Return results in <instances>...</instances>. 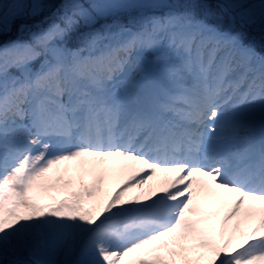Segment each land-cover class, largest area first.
I'll return each mask as SVG.
<instances>
[{"label":"snow or ice","instance_id":"snow-or-ice-1","mask_svg":"<svg viewBox=\"0 0 264 264\" xmlns=\"http://www.w3.org/2000/svg\"><path fill=\"white\" fill-rule=\"evenodd\" d=\"M0 264H264V0H0Z\"/></svg>","mask_w":264,"mask_h":264},{"label":"trees","instance_id":"trees-1","mask_svg":"<svg viewBox=\"0 0 264 264\" xmlns=\"http://www.w3.org/2000/svg\"><path fill=\"white\" fill-rule=\"evenodd\" d=\"M259 2V0H252V3H258ZM42 15H47V13H43ZM39 19V18H38ZM251 33H252V35L255 37V39L259 42V40H260V35H261V33H260V30H259V28L256 26H254L252 29H251Z\"/></svg>","mask_w":264,"mask_h":264},{"label":"rangeland","instance_id":"rangeland-1","mask_svg":"<svg viewBox=\"0 0 264 264\" xmlns=\"http://www.w3.org/2000/svg\"><path fill=\"white\" fill-rule=\"evenodd\" d=\"M257 15H258V12H257ZM258 27L259 28V30H260V25H259V22H257V24L255 25V27ZM118 183H119V177H117L116 178V180H114V182H113V187H116L117 185H118ZM151 183H155L154 181L153 182H151Z\"/></svg>","mask_w":264,"mask_h":264}]
</instances>
